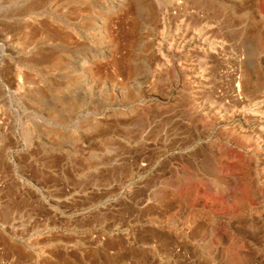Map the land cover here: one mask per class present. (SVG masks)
Masks as SVG:
<instances>
[{
	"label": "rangeland",
	"instance_id": "1",
	"mask_svg": "<svg viewBox=\"0 0 264 264\" xmlns=\"http://www.w3.org/2000/svg\"><path fill=\"white\" fill-rule=\"evenodd\" d=\"M0 264H264V0H0Z\"/></svg>",
	"mask_w": 264,
	"mask_h": 264
},
{
	"label": "built area",
	"instance_id": "2",
	"mask_svg": "<svg viewBox=\"0 0 264 264\" xmlns=\"http://www.w3.org/2000/svg\"><path fill=\"white\" fill-rule=\"evenodd\" d=\"M233 55H235L237 64L233 69V93L235 99H242V94H241V81H242V76H241V70H240V64L242 61H244L245 57L243 56V53H236L231 52ZM221 58H225V55Z\"/></svg>",
	"mask_w": 264,
	"mask_h": 264
}]
</instances>
